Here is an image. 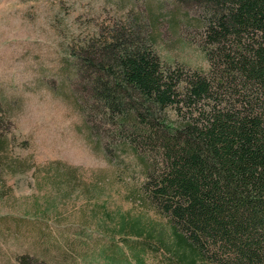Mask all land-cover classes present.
Masks as SVG:
<instances>
[{"label": "rangeland", "instance_id": "rangeland-1", "mask_svg": "<svg viewBox=\"0 0 264 264\" xmlns=\"http://www.w3.org/2000/svg\"><path fill=\"white\" fill-rule=\"evenodd\" d=\"M223 12L206 0H0V264L24 254L101 264L125 246L113 219L123 213L168 235L164 214L143 198L157 152L116 134L102 113L85 114L90 82L74 56L99 37L114 55L137 41L184 74L208 75L207 36ZM223 40L241 47L230 33ZM166 114L177 122L174 108ZM158 248L148 246L150 264Z\"/></svg>", "mask_w": 264, "mask_h": 264}, {"label": "trees", "instance_id": "trees-1", "mask_svg": "<svg viewBox=\"0 0 264 264\" xmlns=\"http://www.w3.org/2000/svg\"><path fill=\"white\" fill-rule=\"evenodd\" d=\"M206 4L224 11L207 36L208 75L184 74L137 41L114 55L99 37L75 52L90 82L85 114L102 113L116 134L157 152L143 198L169 224L167 235L141 216L113 218L128 239L101 264H150L152 242L159 264H264V0ZM228 33L240 49L224 42Z\"/></svg>", "mask_w": 264, "mask_h": 264}]
</instances>
